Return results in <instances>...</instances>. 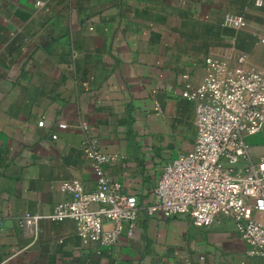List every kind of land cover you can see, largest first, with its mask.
<instances>
[{
    "label": "crops",
    "instance_id": "1",
    "mask_svg": "<svg viewBox=\"0 0 264 264\" xmlns=\"http://www.w3.org/2000/svg\"><path fill=\"white\" fill-rule=\"evenodd\" d=\"M228 14L246 26H224ZM260 37L264 0H0V264H264L228 217L200 228L147 213L164 164L194 145L195 102L182 93L207 57L244 53L264 68ZM82 123L118 158L103 172L138 200L132 235L112 248L50 219L68 197L61 183L96 185ZM249 141L264 149V136ZM26 214L39 216L35 237L18 224Z\"/></svg>",
    "mask_w": 264,
    "mask_h": 264
},
{
    "label": "built area",
    "instance_id": "2",
    "mask_svg": "<svg viewBox=\"0 0 264 264\" xmlns=\"http://www.w3.org/2000/svg\"><path fill=\"white\" fill-rule=\"evenodd\" d=\"M223 25L238 30L246 22L240 15L228 14ZM258 43L264 46V37ZM204 67L199 85L182 93L195 102L193 148L164 164L147 213L187 217L200 228L209 227L219 215L228 217L247 245V254L264 259V149L249 141L264 136V68L253 66L244 53L233 61L207 57ZM78 128L86 133L81 147L98 172L96 185L87 190L78 180L61 183L60 192L68 197L55 205L50 219L74 222L85 247L112 248L122 234L132 235L138 200L103 172L117 156L101 150L86 124ZM38 219L26 214L18 224L35 237Z\"/></svg>",
    "mask_w": 264,
    "mask_h": 264
}]
</instances>
